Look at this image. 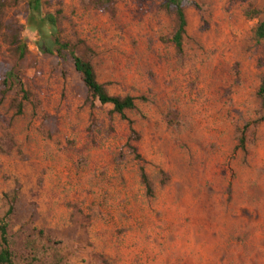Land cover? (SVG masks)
I'll return each instance as SVG.
<instances>
[{"label":"rangeland","instance_id":"1","mask_svg":"<svg viewBox=\"0 0 264 264\" xmlns=\"http://www.w3.org/2000/svg\"><path fill=\"white\" fill-rule=\"evenodd\" d=\"M2 1L0 218L17 182L16 264H264V40L251 17L264 0H185L182 55L166 0H41L38 20L56 26L40 28L29 0ZM56 38L84 40L108 92L137 98L138 141L111 105L90 106Z\"/></svg>","mask_w":264,"mask_h":264},{"label":"trees","instance_id":"2","mask_svg":"<svg viewBox=\"0 0 264 264\" xmlns=\"http://www.w3.org/2000/svg\"><path fill=\"white\" fill-rule=\"evenodd\" d=\"M184 1L185 0H166L165 3L166 9L172 11L176 18L175 32L168 41L174 45L178 55L183 54V42L187 27V19L183 6ZM110 2L111 0H97L96 6L100 10H105L107 4ZM29 4L32 12V21L35 27L40 28L43 21H47L51 27L56 26V20L52 16H48L42 21L38 20L37 14H39L41 11V0H29ZM4 7V1L0 0V17ZM251 17L258 20L254 30L256 39L259 41L264 40V7L262 9H253L251 11ZM5 40L10 45V52L13 57L18 58L19 60L25 58L26 54L28 53V47L23 41L19 40L17 33H10L6 35ZM53 45L55 51L61 57L70 58L72 60L76 72L80 75L81 81L88 91L89 98L87 101L90 103V106L94 107L95 101H98L100 105H111L112 110L110 112L112 114L119 115L121 119L126 120L128 123L130 130L129 142L132 140L138 141L140 137L133 127V121L126 116L127 111L136 109L137 98L130 95H113L108 92L106 85L100 83L97 78V73L92 62V57L95 53L84 40L77 39L76 41H64L56 38L53 42ZM43 50L50 54L53 52V49L49 46L45 49L43 48ZM13 77L14 73L10 72L4 82ZM17 80L20 83L18 78ZM21 89L23 90V87ZM24 94H26V92H24ZM257 96L260 98L262 105L264 106V75L261 78ZM141 100H145V98L142 97ZM238 146L244 149V134H242L240 137ZM132 149L136 159L142 162L143 158L137 153L136 148L133 147ZM139 170L140 178L142 183L145 185L147 195L150 197L154 196V186L147 176L145 167L141 165ZM19 195L20 186L17 182L16 186L10 192L4 195L7 204V210L0 218V264H16L15 261L20 257L19 253L15 251L11 244L9 234L10 223L18 210Z\"/></svg>","mask_w":264,"mask_h":264}]
</instances>
